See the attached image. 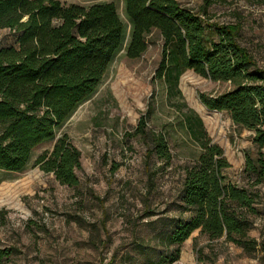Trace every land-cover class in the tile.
I'll list each match as a JSON object with an SVG mask.
<instances>
[{
    "label": "trees",
    "instance_id": "trees-1",
    "mask_svg": "<svg viewBox=\"0 0 264 264\" xmlns=\"http://www.w3.org/2000/svg\"><path fill=\"white\" fill-rule=\"evenodd\" d=\"M232 1L236 0H204L195 10L178 0H123L126 23L114 1L85 6L60 0H0V29L15 32L13 43L0 46V168L24 170L33 149L56 138L38 163L61 183L77 185L81 151L66 132L59 136L58 132L97 91L116 54L125 48L129 58L140 57L154 30L163 39L158 74L170 89L176 88L188 69L228 82L223 92H201V100L254 130L253 142L263 147L264 65L243 43L241 19L221 23L210 10L215 3ZM247 1L264 5V0ZM182 123L201 146L184 168L179 191L180 208L189 216L177 219L172 229L160 235L166 250L145 264L178 260L179 246L195 230L207 236L210 245L222 240L249 254L264 251V240L250 233L262 197L258 185L264 183V152L246 154L243 170L248 182L242 184L225 173L230 162L209 137L203 119L187 110L182 111ZM132 134L145 139L146 172L151 180L157 171L151 168L154 156L162 160V169L172 163L167 132L146 128V116H142ZM173 245L177 248L170 252ZM197 251L198 259L204 260L203 250ZM15 253V247L3 246L0 240V263Z\"/></svg>",
    "mask_w": 264,
    "mask_h": 264
},
{
    "label": "rangeland",
    "instance_id": "rangeland-1",
    "mask_svg": "<svg viewBox=\"0 0 264 264\" xmlns=\"http://www.w3.org/2000/svg\"><path fill=\"white\" fill-rule=\"evenodd\" d=\"M64 4L90 5L114 1L128 23L123 0H60ZM197 10L204 0H178ZM218 22H243V43L264 65V5L247 0L215 3L210 7ZM210 40V35H207ZM15 32L0 29V46L13 43ZM163 39L157 30L148 35V47L138 58L122 48L113 59L97 91L81 103L60 128L81 151L79 183H61L46 172L39 156L52 149L56 138L36 146L22 171L0 168V240L17 249L0 264H145L157 260L166 248L160 235L188 212L180 208L179 191L186 165L201 151L182 123V111L192 110L204 122L209 137L230 162L224 171L240 183L246 154L256 155L254 130L233 122L227 111L208 108L201 92L216 94L228 82L213 81L193 69L184 71L175 89L159 77ZM142 116L146 128L167 132L173 153L164 165L157 156L146 172V142L134 133ZM208 116V117H206ZM117 165V167H114ZM251 235L264 240V183ZM180 258L171 264H264V251L246 253L239 246L214 241L195 230L180 246ZM177 245L170 247L173 252ZM201 248L204 260L198 259Z\"/></svg>",
    "mask_w": 264,
    "mask_h": 264
}]
</instances>
